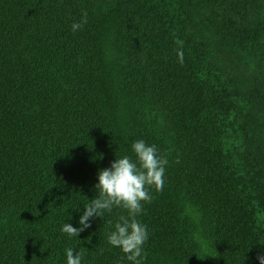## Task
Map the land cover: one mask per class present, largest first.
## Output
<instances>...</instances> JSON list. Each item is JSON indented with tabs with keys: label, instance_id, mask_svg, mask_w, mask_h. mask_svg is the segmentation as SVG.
Wrapping results in <instances>:
<instances>
[{
	"label": "trees",
	"instance_id": "1",
	"mask_svg": "<svg viewBox=\"0 0 264 264\" xmlns=\"http://www.w3.org/2000/svg\"><path fill=\"white\" fill-rule=\"evenodd\" d=\"M263 76L264 0H0V264L69 248L133 264L107 240L126 209L61 228L137 140L168 160L140 264H259L264 191L241 140Z\"/></svg>",
	"mask_w": 264,
	"mask_h": 264
},
{
	"label": "clouds",
	"instance_id": "2",
	"mask_svg": "<svg viewBox=\"0 0 264 264\" xmlns=\"http://www.w3.org/2000/svg\"><path fill=\"white\" fill-rule=\"evenodd\" d=\"M87 12H83L81 20L73 23L72 31H77L87 24ZM177 58L180 64L184 62L182 42L177 41ZM135 161L129 156L116 158L110 168L99 170L98 183L94 185L98 195L91 199L84 207L78 224L73 227L64 223L61 232L69 237H77L78 233L90 227L89 221L94 217H101L105 212H111L113 207L127 210V217L121 216L115 224L114 231L107 237L109 245L118 247L133 264H140L144 259L143 245L148 239L146 226L137 219L142 212V202L150 203L152 196L148 188L157 192L163 190L165 166L168 164L166 156H159L155 145H148L144 140H137L132 144ZM67 264H81L82 253L66 250ZM259 264H264V255H257Z\"/></svg>",
	"mask_w": 264,
	"mask_h": 264
},
{
	"label": "rangeland",
	"instance_id": "3",
	"mask_svg": "<svg viewBox=\"0 0 264 264\" xmlns=\"http://www.w3.org/2000/svg\"><path fill=\"white\" fill-rule=\"evenodd\" d=\"M244 82L248 86V81L245 80ZM262 92L264 94V91ZM241 141L246 163L255 166L257 174L261 177L262 182L260 184L264 191V101L260 100L254 107ZM199 223L202 224L200 221ZM201 227L205 231H207L206 227L208 229L205 224Z\"/></svg>",
	"mask_w": 264,
	"mask_h": 264
}]
</instances>
